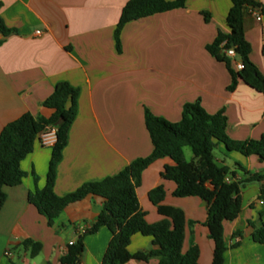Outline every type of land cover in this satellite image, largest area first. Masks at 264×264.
<instances>
[{"label": "crops", "instance_id": "obj_1", "mask_svg": "<svg viewBox=\"0 0 264 264\" xmlns=\"http://www.w3.org/2000/svg\"><path fill=\"white\" fill-rule=\"evenodd\" d=\"M126 1L0 0V21L10 29L0 32V130L24 112L49 116L52 110L42 102L58 82L78 89L76 115L56 166L53 191L58 196L84 182L114 175L150 154L145 109L177 122L182 105L198 100L208 113L224 111L231 139H258L264 134V93L241 80L228 90L230 75L224 63L206 50L219 30L229 31L226 14L231 0H184L183 7L129 21L120 30L118 50L114 29ZM257 1L264 5V0ZM260 13L257 20L247 11L243 26L251 46L249 58L264 75V13ZM50 154L51 146L37 139L20 162L25 172L20 184L4 187L0 264H60L78 232L85 234L77 264H100L111 232L104 226L93 233L84 230L103 206L100 197L88 195L68 205L52 225L27 200L29 192L44 186ZM213 154L217 163L235 171L236 178L244 177L243 170L264 169L257 155L227 151L222 143ZM171 163L168 157L161 158L142 171L136 188L139 205L149 223L162 220L148 198L150 189L162 185V204L184 214L181 252L195 245L198 264H210L213 241L206 226L207 203L198 196L172 194L175 183L160 175ZM263 188L264 181L246 182L241 188L240 212L224 222L223 264H264V243L251 236L264 224V200L259 202ZM26 239L41 244L37 254L31 256L23 247ZM153 248L151 237L140 233L132 235L127 247L130 253ZM123 264H158V259H130Z\"/></svg>", "mask_w": 264, "mask_h": 264}, {"label": "trees", "instance_id": "obj_2", "mask_svg": "<svg viewBox=\"0 0 264 264\" xmlns=\"http://www.w3.org/2000/svg\"><path fill=\"white\" fill-rule=\"evenodd\" d=\"M184 0H127L122 6L114 29L115 45L119 50V33L129 21L137 20L155 13L184 6ZM250 9L264 13V5L257 0H231L226 14L227 33L218 31L206 50L218 61L223 62L229 75L228 90H233L239 80L251 88L264 93V75L250 60L251 46L244 34L243 17ZM205 20L209 14L202 12ZM10 31L0 21V32ZM232 48L234 56L224 51ZM234 61V62H233ZM243 66L236 69L235 63ZM78 89L66 81L58 82L52 93L42 105L52 110L45 116H34L24 112L6 123L0 130V208L6 199L4 187L20 184L25 172L20 167L21 160L33 150L39 133L49 127L56 128V139L51 145V154L45 177V184L39 190L29 192L27 200L42 214L48 225L62 213L68 205L86 196H98L103 206L94 222L85 227L93 233L104 226L111 232L106 250L100 264H123L130 259L147 260L155 257L158 264H198L199 251L191 246L181 252L184 240L185 218L181 209L162 204L165 191L158 185L148 192V198L164 218L149 223L141 209L136 194L142 171L154 161L168 157L171 164H165L160 172L162 178L172 180L174 196H198L207 203L206 226L213 241L210 264H223L227 248L224 239V222L234 220L241 209V188L250 181H264V169L250 173L243 170V178H236L235 171L217 163L213 150L222 143L227 151L236 150L245 156L257 155L264 161V134L258 139L233 140L226 133L227 119L221 109L215 113L206 112L199 101L182 105L181 117L177 122L144 111V125L152 144L150 154L132 160L128 165L111 176L98 181H88L74 191L58 196L53 191L56 166L67 142L68 129L76 115ZM188 146L192 157L186 160L183 148ZM264 200V189L259 193ZM251 223V222H250ZM252 224V223H251ZM140 233L149 236L155 248L149 251L130 253L127 249L132 235ZM78 232L77 239L67 245L60 257V264L79 263L83 250V235ZM255 242L264 243V224L252 231ZM23 247L31 256L41 248L39 242L26 239ZM15 264V263H12Z\"/></svg>", "mask_w": 264, "mask_h": 264}, {"label": "built area", "instance_id": "obj_3", "mask_svg": "<svg viewBox=\"0 0 264 264\" xmlns=\"http://www.w3.org/2000/svg\"><path fill=\"white\" fill-rule=\"evenodd\" d=\"M250 11L255 15L257 20L261 19V13L258 9H250ZM228 56H234V50L232 48L226 49L224 51ZM243 64L238 61L235 63L236 69L242 68ZM37 139L42 145L45 146H51L55 139H56V128L55 127H49L47 130L39 133L37 136ZM264 189V188H263ZM263 200H259V202H262ZM74 241H70L69 244H72Z\"/></svg>", "mask_w": 264, "mask_h": 264}, {"label": "rangeland", "instance_id": "obj_4", "mask_svg": "<svg viewBox=\"0 0 264 264\" xmlns=\"http://www.w3.org/2000/svg\"><path fill=\"white\" fill-rule=\"evenodd\" d=\"M184 151H185V159L186 160H190V158L192 157V153H191L190 148L189 147H185Z\"/></svg>", "mask_w": 264, "mask_h": 264}]
</instances>
